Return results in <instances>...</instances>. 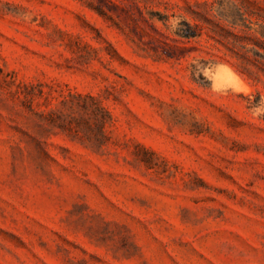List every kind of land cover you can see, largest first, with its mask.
<instances>
[{"label":"rangeland","instance_id":"rangeland-1","mask_svg":"<svg viewBox=\"0 0 264 264\" xmlns=\"http://www.w3.org/2000/svg\"><path fill=\"white\" fill-rule=\"evenodd\" d=\"M211 1L0 0V264H264V68L169 24Z\"/></svg>","mask_w":264,"mask_h":264},{"label":"trees","instance_id":"trees-1","mask_svg":"<svg viewBox=\"0 0 264 264\" xmlns=\"http://www.w3.org/2000/svg\"><path fill=\"white\" fill-rule=\"evenodd\" d=\"M204 14L193 12L194 23L181 22L177 37L189 40L202 32L244 65L264 68V8L257 0H212ZM160 21L165 25L167 18ZM245 70V68H242Z\"/></svg>","mask_w":264,"mask_h":264},{"label":"clouds","instance_id":"clouds-1","mask_svg":"<svg viewBox=\"0 0 264 264\" xmlns=\"http://www.w3.org/2000/svg\"><path fill=\"white\" fill-rule=\"evenodd\" d=\"M171 30L173 32L177 31L180 27V20L178 18H173L169 21ZM216 72L213 75L209 74V69L204 68L202 72H197L196 75L203 76L205 80L210 81L211 89L213 92H222L225 88H231V91L236 94L247 95L246 86H243V82L240 81L239 77L232 71V69L225 64L214 65ZM254 99V97H253ZM264 100V98H261ZM253 116L260 117L264 116V107H261L260 103L254 105Z\"/></svg>","mask_w":264,"mask_h":264}]
</instances>
